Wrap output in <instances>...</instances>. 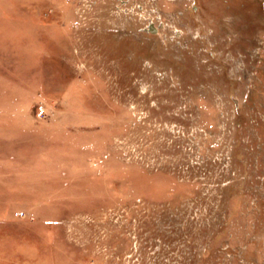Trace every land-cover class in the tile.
Returning a JSON list of instances; mask_svg holds the SVG:
<instances>
[{"label":"rangeland","instance_id":"374dc122","mask_svg":"<svg viewBox=\"0 0 264 264\" xmlns=\"http://www.w3.org/2000/svg\"><path fill=\"white\" fill-rule=\"evenodd\" d=\"M0 264H264V0H0Z\"/></svg>","mask_w":264,"mask_h":264}]
</instances>
